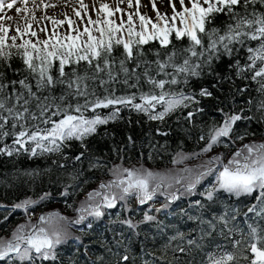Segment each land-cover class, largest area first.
Wrapping results in <instances>:
<instances>
[{"label":"snow or ice","instance_id":"6c2138e0","mask_svg":"<svg viewBox=\"0 0 264 264\" xmlns=\"http://www.w3.org/2000/svg\"><path fill=\"white\" fill-rule=\"evenodd\" d=\"M16 2L0 0V11ZM20 2L24 7L15 11L25 13L26 26L17 24L10 36V28L0 23V160L14 165L0 172V189L5 194L20 188L35 193L38 186L46 190L11 205L0 202V211L7 213L0 222L16 211L26 217L0 236V264H64L62 246L83 244L71 229L86 224L94 230L105 217L106 229L117 237L115 246L123 248L122 255L107 249L119 257L116 264H136L131 244L141 236L154 246L146 252L151 259L142 264H264V140L236 147L237 141L255 135L249 125H264V0H178L179 8L168 0L171 15L160 13L153 0L155 20L140 14L137 0V11L125 13L127 19L121 16L119 22L115 13H124L119 6L93 5V19L80 0V8H73L79 25L67 14L64 20H36L41 5L32 0L29 9V0ZM127 3L131 8L132 0ZM30 12L32 20L27 19ZM45 19L53 29L49 34L41 27V39L32 21ZM65 22L67 30L61 33L56 26ZM218 66H225L224 74L216 71ZM205 76L215 80L211 88L221 93V85H229L225 101L209 87H191ZM236 96L246 98L238 103ZM203 100L216 101L219 121L198 122L206 112ZM132 113L157 125L145 133L147 159L170 154L172 168L146 166L143 152L137 163L126 165L132 158L125 149L137 146L130 134L124 146H111L115 160L91 146L95 137H115L109 125L131 127ZM172 124L197 148L185 151L180 140L169 153ZM153 131L165 138L163 144L152 142ZM190 160L198 163L189 165ZM21 161L35 167H21ZM90 183L96 186L85 191ZM54 188L75 218L55 210L33 222L36 207L56 199ZM80 193L78 203H69ZM181 200L187 206L170 211ZM134 205L147 206L139 219ZM161 214L186 218L192 227L166 225ZM125 233L130 234L127 242ZM145 248L142 241L141 251ZM89 264H106L104 255Z\"/></svg>","mask_w":264,"mask_h":264},{"label":"trees","instance_id":"16d2710c","mask_svg":"<svg viewBox=\"0 0 264 264\" xmlns=\"http://www.w3.org/2000/svg\"><path fill=\"white\" fill-rule=\"evenodd\" d=\"M223 17H220L217 20V24H220L223 21ZM17 66V65H14ZM226 68L225 66H218L216 68V71L221 72V74H224ZM215 83V80L210 76H205L204 79L201 81H194L191 85L192 88L195 90H199L200 87H209L213 92L214 95L219 97L221 101H225L226 97L228 96V93L230 91L228 84H222L221 88L223 89V93L216 91L215 89L211 88V85ZM237 84H241L240 81H237ZM242 86V84H241ZM249 95H255V93H249ZM246 97L245 96H236V100L238 103H242ZM202 106L205 107L206 112L203 115V117L198 118V122H202L207 126L209 123L212 122V118H215L217 121H219L220 117L219 115L214 111V108L216 107V101L215 100H203ZM122 115L128 116L129 113L125 112ZM132 118V125L129 127L126 123H117L112 124L108 126V130L110 132L115 133V137L111 140L107 138H101V137H95L93 138L91 142V146H94L97 154L103 155L104 153H107V159L109 160H115L116 158L112 155L111 152V146L113 144L117 146H124L127 143V135L130 134L134 137V139L137 142V146L135 148H132L131 146L127 147L125 149L124 155L131 156V160H125V164H134L137 163L140 159V153L143 152V163H145L146 166L153 168V169H166L172 164L171 161V155L170 154H164L161 153L162 159H156L155 157L153 160L149 161L147 159V154L149 152L148 145V139L145 137V133L149 132L150 130H154L157 126L155 122H153L151 125L144 123L143 117H137L136 114H131ZM140 120V124H136V120ZM169 124H171V120H169ZM251 131L255 133V135H249L244 141H237L236 147H240L242 143H248L250 141H261L264 140V125L261 124H252L248 126ZM173 129V135L169 137V145H168V152L172 153L177 150V144L180 140H184V150L185 151H192L194 148H197V145L194 143L193 140H187L182 134L179 132H176V125L172 124ZM104 129H101V133H103ZM243 131V129H241ZM153 136L155 139L152 141L155 143L156 141H159L160 144L164 143L163 137L155 136V132L153 131ZM74 149L73 151H75ZM235 149H231L226 152L227 155H230V151H234ZM216 151H225L224 149H217ZM40 161H37L36 164H40ZM21 167H28L33 166L35 167V164H32L30 161H21L20 165ZM14 165L9 162L7 159L0 160V172H6L11 171ZM89 175H93V173H89ZM98 178L99 173L95 174ZM106 178V177H103ZM53 179H55V176H53ZM95 183H90L86 186L85 191L89 190L90 188L95 187ZM42 190H46V186H38L35 190V193L32 191H29L27 188H20V189H14L11 191H8L6 194L3 189H0V202H3L6 205H11L14 201L23 199L25 196H35L39 195V193ZM53 193L56 197L55 200L49 201L44 205L37 206L35 209V214L40 213H47L48 210L55 211L59 210L63 215L74 218L75 213L71 210L65 207L64 200L62 197L59 196V188H54ZM83 197V193H80L79 195L75 196L74 198L69 200V203H73L74 201L76 203L79 202V200ZM199 197H192V199H196ZM187 201L181 200L177 202L175 205H173L172 209L170 211H177L180 207H186ZM136 208V211L134 213L135 217L139 219L142 216V212L144 208H139L138 206L134 205ZM242 210L246 211V208H243L241 205ZM146 208V207H145ZM55 209V210H54ZM50 211V212H51ZM116 210H112V214H115ZM6 212L0 211V218H2L3 215H6ZM251 215V214H250ZM161 220L164 221L166 225H176L177 227L186 230L189 227H192L191 222L187 221L186 218H181L178 215L177 216H164L163 214L159 217ZM26 217L24 214L20 211H16L13 213L7 221L0 222V236H7L11 230L20 223L25 222ZM240 220H243V217H240ZM107 221V217H105L104 221L96 222L94 226V230H88L86 227V224L76 226L73 229H71V232L75 236H81L83 244H76L73 241H69V243L62 246L60 249V256L64 260V264H68L69 261H76V264H89V260H95L97 255L103 254L105 257L106 264H116V261L119 259L118 256H114L112 253L108 252V248H112L113 252L123 254V248H117L115 246V240L117 237L112 231H108L105 227ZM81 229L83 231H81ZM119 230V229H117ZM146 231L149 233H154V228H146ZM130 237L129 233H125V240L127 242L128 238ZM145 243V251H141V242ZM103 242V243H102ZM131 248L133 250V254L137 256L136 264H142L143 260H150L151 257L146 254L148 250H153L154 246L151 244L150 241H145L144 237L141 236L140 238L134 240L131 244ZM86 252L91 253V256L86 255ZM159 253H157L158 255Z\"/></svg>","mask_w":264,"mask_h":264},{"label":"rangeland","instance_id":"374dc122","mask_svg":"<svg viewBox=\"0 0 264 264\" xmlns=\"http://www.w3.org/2000/svg\"><path fill=\"white\" fill-rule=\"evenodd\" d=\"M11 0H5V3H10ZM38 4H40V8L38 10H35V17L36 20H39L41 16H48V17H55L56 20H64L65 14L68 15L69 18L76 21L77 25H79V18L75 17L73 13V8H80V0H43V3H41V0H36ZM83 4H86L89 6V15L92 16L93 19L96 18L95 12H93L91 9L93 5H95L96 9L99 8L100 3H106L110 6L112 10H115L117 6L122 8L124 10V13L117 12L115 13V18L117 19V22H119V18L123 16V18L126 20L127 16L125 13L127 12H136L137 11V0H132V7H128L127 0H124V2H120V0H82ZM173 3H176L177 8H179L178 0H172ZM49 4V5H56L55 7H47L45 8L43 5ZM153 0H139V12L142 15H147L151 19L155 20L156 18V12L153 11ZM156 8L159 10L160 13L164 14L167 13L168 15H171V6L168 3V0H155ZM23 8L24 5L20 2V0H17V2L14 4L12 9H8L7 7L4 8L3 11H0V16H4L5 19L0 20V23L4 24L5 26L10 28V31L8 35H15V28L17 24H20L22 26L25 25V20L23 17L25 16V13L21 11L20 13H17L15 11L16 8ZM29 9L32 8V0H29V3L27 5ZM81 15L83 16V12H81ZM11 16L13 19L8 20L6 17ZM28 20H32V14L31 12L27 16ZM36 20L32 21V29L37 31L39 37L41 39L44 38V33L40 32L41 27H45L49 30V34L51 33V30L53 29V24L51 20L45 19L42 21H39V24H37ZM86 20V18H85ZM58 31L61 33H64L67 30V23L63 26H56ZM34 39V38H33ZM19 42V41H18ZM226 162V161H225ZM189 165H193L198 163V161L190 160L187 162ZM172 166L168 168H172ZM162 170V169H157ZM83 197H81L82 199ZM158 206V205H157ZM147 207V206H146ZM55 210V209H54ZM51 211V210H50ZM48 210V212H50ZM41 214V213H40ZM35 214L32 219L33 222H35L36 216L40 215ZM75 218V217H74ZM26 220V219H25Z\"/></svg>","mask_w":264,"mask_h":264}]
</instances>
